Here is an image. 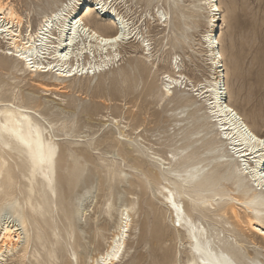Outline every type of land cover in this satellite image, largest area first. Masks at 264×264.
<instances>
[{"label":"bare ground","instance_id":"1","mask_svg":"<svg viewBox=\"0 0 264 264\" xmlns=\"http://www.w3.org/2000/svg\"><path fill=\"white\" fill-rule=\"evenodd\" d=\"M115 1L52 0L56 3L54 8L44 13L39 27L33 31L30 19L25 20V30L22 29L24 18L12 0H0V8L6 9L0 12V28L7 29L0 32V68H4V61L10 60V67L16 72L22 71L24 79L27 78L29 84L43 95L65 93L77 78L80 83L84 80L86 87L96 79L94 88L97 89L105 76L125 75L126 70L117 67L119 46L132 39L142 51L139 64L148 71L158 70L162 59L153 52L148 39L133 32L128 19L115 10ZM164 2L169 11L158 7L152 19L163 31H168V39L160 49L164 53L170 45L174 50L167 66L175 74L162 72L161 86L157 88L151 83L145 90L150 93L157 88L159 99L170 101L175 100L173 89L176 87L191 92V98L181 104L182 110L176 115L187 130L175 163L172 162L174 155L170 159L161 158L144 143L140 126H130L135 104L124 102L128 120L124 116L119 119L101 116L105 121L101 124L102 137L95 142L92 139L84 142L81 140L84 131L76 129L73 120L57 118L44 123L35 117L46 119V113L39 112L38 108L42 106L50 112L55 107L48 106L52 100L44 98L40 102L34 93L23 95L17 85L6 87L0 82V254L3 255L0 264H8V258L14 255L22 263L28 260L30 264H80L74 245L84 238L81 232L87 233L82 224L87 225L88 208L99 190L107 196L105 215L112 217V212L116 213V230L105 241V248L90 253L83 264L120 262L128 253L127 237L137 213L132 190L140 185L144 188L146 182L157 185L154 194L165 205V213L172 222L169 237L180 241L178 253L185 254L184 264H244L237 253L243 249L244 240L233 242L226 236H218L219 244L215 245L214 235L207 234L204 225L198 223L199 218L212 225L230 221L242 236L264 242L261 234L264 231V146L257 142L264 139V135L227 97L228 85L220 47L223 15L218 0H191L189 6L183 4L184 0ZM92 13L108 19L110 30L101 29L102 23L96 20H83V16ZM203 13L210 17L202 42L210 75L193 82L183 74L175 50L186 48L187 56L191 57L190 24L200 22ZM93 33H96L95 37ZM116 35L121 36L119 41L101 44L99 37L111 40ZM87 53H91L90 56ZM65 55L67 59L63 58ZM134 67L138 68L137 65ZM44 76H50L53 81H44ZM110 99L104 100L106 106ZM26 101L34 103L33 106ZM63 112L61 109L60 113ZM253 136L257 139L253 140ZM59 139L81 145V149H66L65 156H78L83 160L89 154L88 149L97 150L103 143L108 146L96 161V171L85 166L76 171V181H82L86 188L63 206L66 209L64 231L56 220L52 221L51 209L58 204L57 163L64 154ZM50 147L54 149L51 154ZM127 158L136 173L133 177L122 165ZM143 164L147 167L143 168ZM97 171L105 176L106 187L103 189L99 187L98 178L95 184L90 179L97 177ZM220 183L234 186L237 194L225 195L224 189L216 188ZM67 209L70 210L67 212ZM88 227L93 238L101 236L98 225ZM72 231L73 242L64 241L62 233L70 239ZM160 236H153L152 240H163ZM32 240L40 249L36 245L30 248ZM58 251L64 254L62 263ZM117 251L119 256L115 255ZM177 256L175 254L174 259L163 249H154L152 264H181Z\"/></svg>","mask_w":264,"mask_h":264},{"label":"rangeland","instance_id":"2","mask_svg":"<svg viewBox=\"0 0 264 264\" xmlns=\"http://www.w3.org/2000/svg\"><path fill=\"white\" fill-rule=\"evenodd\" d=\"M12 1L15 8L24 18L22 29L25 30V20L30 19L33 31L39 27L44 13H48L56 4L51 2L52 0ZM190 2L191 0H184L183 4L187 6ZM218 4L221 15H223L220 29V47L223 52L228 85L227 97L231 104L246 117L249 123L255 125L264 135V0H218ZM113 6L119 14L128 19L129 25L134 30L133 32L148 39V43L154 48L153 52L162 59L158 70L153 68L148 71L139 64L138 61L141 59L142 51L132 39H129L119 46L120 61H118L117 67L125 69V75L121 73L116 75L109 74L101 79L102 84L97 89L94 88L96 79L91 80L90 86L86 87L84 80L80 83L77 78L71 82L67 92L43 95L29 84L27 78L24 79L22 71L16 72L10 67L12 63L8 59L2 64L4 68H0V82L6 87L17 85L23 95L27 92L34 93L38 96L40 102L45 100L44 98L52 100L51 103H48V106L55 107L50 112L42 106L38 108L39 112L46 113V119L37 115L35 117L44 123H46L45 120L57 118L73 120L76 122V129L84 131V137L81 138L84 142L89 139L95 142L102 137L103 128L101 124L105 121L101 116L108 115L109 117H117V119L124 116L128 120L130 117L127 114L124 102H130V105L135 104L131 115L133 120L130 122V126H140V134L145 139L144 143L151 150L157 152L161 158L170 159L174 155L172 162L175 163V160L179 157L180 147L185 143L184 136L187 130L183 126L184 122L180 121L176 115L182 110L181 104L191 98V92L182 87H176L173 89L175 100H160L158 96L157 88L161 86L163 80L162 72L169 71L171 74H175L167 66L174 50L169 45L167 51L162 53L160 46L168 39V31H163L161 26L156 25L152 15H154L158 7L160 10L169 11V6L164 0H116ZM89 18L90 20L101 22V29L110 30L111 26L108 25V19L97 17L93 13L88 17L83 16L85 21ZM209 20L208 14L203 13L200 22L190 24V49L196 55L193 52H189L191 57L187 56L186 48L184 50H175L183 68V74L193 82L201 81L210 75L202 45L203 34L209 27ZM0 45L2 44L0 43ZM90 54L88 55L87 53L88 56ZM97 54L98 52H95V55ZM134 65H137L139 69L135 68ZM43 80L47 82L53 81L50 76H44ZM151 83L156 85L157 88H153V91L149 93L145 89L152 85ZM109 98H111V101L106 106L104 100ZM26 102L31 106L34 104ZM198 103L200 102H197V105H199ZM61 109H63V113H60ZM59 144L64 154L60 156L57 163L58 182L56 193L58 204L53 205L51 209L52 221L55 222L56 220L63 230L66 224L64 217L66 209L63 206L67 205L75 198L77 193L83 192L86 188V184L82 181H76V171L80 166L96 171V161L100 156H103V151L108 149V146L103 143L98 146L97 150L88 149L87 152L89 154H86V159L83 160L78 156H65L68 152L66 149H81V145L76 144L75 141L63 139H59ZM128 160L129 158L124 160L122 165L133 177L136 173H133L134 170L130 168ZM142 167L146 168L147 165L143 164ZM139 176L143 179L145 178L144 176ZM97 178L99 187L101 189L106 187L103 173L97 171V177H90L94 184ZM156 187L157 185L146 182L144 188L140 185L132 190L133 197L137 202V213L134 217L133 228L129 232V237H127L128 253L116 264H152V250L154 249L159 251L163 249L168 257L174 259L176 254L181 264L185 263L187 259L185 254L178 253L181 245L180 241H173L169 237L172 222L169 215L165 213L164 203L159 201L154 194ZM216 188L224 189L223 193L225 195L237 194V189H234V186L230 184L220 183ZM15 193L18 194L17 192ZM91 199L93 198L91 197ZM96 201H98V204H96ZM106 201L107 196H104L103 190H99L97 198L93 200L88 208L87 225L85 223L82 224L87 233L83 234L81 232L84 238L77 242V245H74L80 264L88 261L90 253L94 254L96 250L102 251L105 248V241L116 230V213L112 212V217H107L103 212ZM69 210L67 209V212ZM45 216L48 218V214ZM90 216L91 219H88ZM199 222L204 225L208 235H214L215 245L219 244L218 236H226L233 242L234 240H244L243 249L240 248L237 251L244 264H264L263 241H259V239L252 241L249 236H242L240 231L230 224V221H222L212 225L203 218H199ZM94 224L100 227L101 236L97 238H93V232L88 227V225L92 226ZM73 231L77 232L78 228L75 230L73 228ZM73 231L70 239L62 233L63 240L72 243L74 238ZM158 235H161L160 237L163 240L153 241L152 237ZM30 244L31 249L35 245L40 249L33 240ZM68 249L69 251L71 250L70 245ZM57 254L61 258L62 263L64 261L63 252L58 251ZM7 263L30 264L28 260L22 263L16 255L14 257L10 256Z\"/></svg>","mask_w":264,"mask_h":264},{"label":"snow or ice","instance_id":"3","mask_svg":"<svg viewBox=\"0 0 264 264\" xmlns=\"http://www.w3.org/2000/svg\"><path fill=\"white\" fill-rule=\"evenodd\" d=\"M73 7H75V5H73ZM100 7H103V5H100ZM6 9L0 8V12L5 11ZM78 24L80 23L79 21L77 22ZM7 31V29L4 28H0V32H4ZM76 33V29H73V34L75 35ZM94 37L96 36V33L92 34ZM101 44H110V43H114L115 41H119L121 39L120 35H116L114 36L111 40L108 39H104L103 37H99ZM69 43H71V41H69ZM23 58V57H22ZM64 59H67V55H65L63 57ZM29 67H31V62H29ZM73 71H75V69H73ZM229 111H231V109H229ZM253 140H256L257 138L255 136L252 137ZM260 145L264 146V139H260L257 141ZM54 149H52L51 147L49 148V153H53ZM44 161L41 159V163H43ZM173 207H175V204H173ZM177 223L179 224V221H177ZM257 231H261V229L257 228ZM262 235H264V231L261 232ZM115 255L119 256V252L117 251L115 253ZM0 259H3V255L0 254Z\"/></svg>","mask_w":264,"mask_h":264}]
</instances>
